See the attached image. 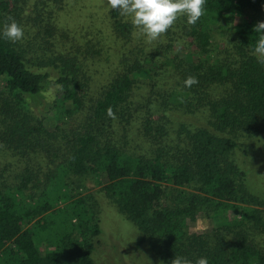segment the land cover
Masks as SVG:
<instances>
[{
	"label": "trees",
	"instance_id": "obj_1",
	"mask_svg": "<svg viewBox=\"0 0 264 264\" xmlns=\"http://www.w3.org/2000/svg\"><path fill=\"white\" fill-rule=\"evenodd\" d=\"M204 8L148 44L107 0H0V264H94L99 195L160 264H264V192L238 157L264 148V64L253 55L264 0ZM12 20L24 29L15 43L3 36ZM189 76L198 83L186 87ZM52 86L61 95L41 109ZM86 181L101 187L60 208L69 231L43 251L39 229ZM202 214L214 227L193 231Z\"/></svg>",
	"mask_w": 264,
	"mask_h": 264
},
{
	"label": "rangeland",
	"instance_id": "obj_2",
	"mask_svg": "<svg viewBox=\"0 0 264 264\" xmlns=\"http://www.w3.org/2000/svg\"><path fill=\"white\" fill-rule=\"evenodd\" d=\"M92 1V0H91ZM78 9L74 13H70L69 18L74 20L76 18L81 20L84 12H88V8L83 7ZM80 15V17H79ZM60 92L57 91V87L52 86L49 90L42 92L40 98L41 109L46 108L47 101H53L55 97H59ZM71 102H67V107H71ZM58 113L55 110L49 112L45 119V122L49 128H54L58 123ZM264 142V138H262ZM245 143H250V140H245ZM248 141V142H247ZM259 142V141H258ZM262 150L253 152V154L247 156L246 153L240 152L238 157L240 161L246 160V166L250 165V180L252 186L258 192H264V148L260 145ZM246 148V147H245ZM247 148H250L248 146ZM254 149V148H253ZM258 154V155H256ZM262 155V156H261ZM253 157L258 162L253 161ZM87 188L74 189L71 191L69 198L61 199V201L55 204V211L64 206L74 202L79 197H84L88 194L95 193L101 186L93 181H86ZM66 189V187H64ZM80 192V193H79ZM102 203V216H101V228L102 233L100 239L96 244V249L93 252L94 264H160L155 255L149 250L146 244H140V238L142 233L139 229L129 220H127L115 207L110 204L102 195H99ZM58 210L57 212H51V217L47 223V229L41 230V234L45 238H41L39 246L44 251L51 242L54 241L57 236H60L67 231L70 227V208L66 210ZM67 211V212H66ZM50 214V213H48ZM47 214V215H48ZM215 225V220L212 217H207L202 214L198 220L191 224V229L197 232H206L212 229Z\"/></svg>",
	"mask_w": 264,
	"mask_h": 264
},
{
	"label": "clouds",
	"instance_id": "obj_3",
	"mask_svg": "<svg viewBox=\"0 0 264 264\" xmlns=\"http://www.w3.org/2000/svg\"><path fill=\"white\" fill-rule=\"evenodd\" d=\"M206 2L207 0H107V5L113 10H119L121 16L130 17L136 30L134 34L144 37L146 43L151 44L166 35L181 17H186L189 25H195L205 14ZM253 31L260 34L253 55L259 63L264 64V22H258ZM3 36L15 43L23 39L24 29L12 20L4 26ZM180 43L177 41L178 47ZM196 83L198 80L194 76H189L184 81L186 87ZM108 113L110 116L113 115L111 109ZM171 264H193V262L187 258L174 257ZM195 264H208V260L201 257L195 261Z\"/></svg>",
	"mask_w": 264,
	"mask_h": 264
}]
</instances>
